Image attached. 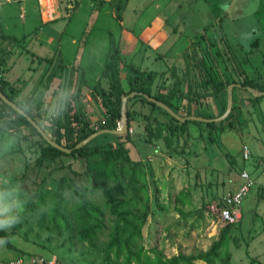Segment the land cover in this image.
Masks as SVG:
<instances>
[{
    "label": "rangeland",
    "instance_id": "1",
    "mask_svg": "<svg viewBox=\"0 0 264 264\" xmlns=\"http://www.w3.org/2000/svg\"><path fill=\"white\" fill-rule=\"evenodd\" d=\"M90 1L96 7L108 2L115 12L126 0ZM37 2L0 0V83L15 103L33 107L49 137L61 121L75 130L76 142L87 130L106 129L121 69L106 67L105 88L90 85L96 93L80 89L77 82L47 109L35 107L34 99L20 95L12 84L27 78L29 70L10 68L19 41L23 44L27 37L17 40L8 34H30L36 18L23 13L22 5L39 8ZM72 2L58 0L65 15ZM203 5L192 1L190 14ZM206 6L211 8L206 17L214 19L193 37L184 74L175 73L169 83L147 74L138 86L164 98L182 117L215 119L229 109V85L240 84L234 87L228 116L212 121L213 126L181 121L134 91L125 94L129 138L102 133L91 145H101L107 153L52 158L44 155L47 139L0 97V219L11 220L0 228V264H165L212 248L210 262L196 259L192 264H264V94L248 90L264 92V0H207ZM151 11L154 4L147 13ZM83 20L79 16L70 31L77 32ZM100 20L99 27L114 21L104 13ZM25 49L23 45L27 54ZM246 81L251 85L244 86ZM125 87L129 92L130 85ZM119 114L116 128L122 106ZM244 169L254 185L242 203V219L218 225L217 203L238 188ZM5 192H12L16 202Z\"/></svg>",
    "mask_w": 264,
    "mask_h": 264
},
{
    "label": "crops",
    "instance_id": "2",
    "mask_svg": "<svg viewBox=\"0 0 264 264\" xmlns=\"http://www.w3.org/2000/svg\"><path fill=\"white\" fill-rule=\"evenodd\" d=\"M192 1L127 0L120 19L108 2L96 7L94 1L75 0L67 4L69 12L65 15L58 0H52L54 20H49L46 7L39 2V8L32 4L29 9L23 4V13H32L36 22L31 21L30 34L24 33L21 37L8 34L17 40L27 37L23 44L19 41L10 68L14 71L25 67L29 76L22 80L20 77L12 84L20 95L33 98L34 106L42 109L69 93L77 82L82 85L80 89L90 87L89 93H96L90 85L101 84L105 88L104 71L116 50L121 57L118 67L124 87V84L130 85V67L162 76L169 83L175 73L182 76L189 67L186 56L191 52L193 37L214 19L206 17L211 10L206 6L207 0H201L204 5L190 14L188 4ZM153 4L154 11L147 13ZM103 13L114 20L112 26L99 27ZM79 16L84 18L82 25L77 32L70 31ZM23 45L27 47V54L22 53ZM84 98L81 96V101Z\"/></svg>",
    "mask_w": 264,
    "mask_h": 264
},
{
    "label": "trees",
    "instance_id": "3",
    "mask_svg": "<svg viewBox=\"0 0 264 264\" xmlns=\"http://www.w3.org/2000/svg\"><path fill=\"white\" fill-rule=\"evenodd\" d=\"M127 1V0H126ZM126 1L123 3V5H117L115 6V14L116 17L118 19L121 18V13L126 5ZM120 55H119V51L116 50L112 53V60L111 62L108 64V66L110 67H115L117 68V66L119 65V60H120ZM130 90L125 91L122 83L120 82V80H118V82H116L113 86V92H115V102L111 101L112 104H116V106L114 107V109L110 112L109 114V119L108 122L106 124V126H104V128H110V129H115L118 126V118L120 115V111H121V106H122V97L125 94H129L132 93L134 91L139 92V94L136 95V97H141L143 100L145 101H149L148 99H146L144 97L146 93L143 89H140V87L138 85L141 86V80L146 76L147 73L146 71L142 72L140 69L136 68V67H131V71H130ZM146 74V75H145ZM213 75V74H212ZM212 78H214V76H212ZM218 87L220 89H223L224 84L222 85V83H217ZM243 84H246L244 86H249L251 85V83L249 81L244 82ZM0 89L2 90V92L12 101L13 100V96L7 91L6 87L0 83ZM264 90V86L261 88ZM127 92V93H126ZM149 95V94H148ZM152 96V95H150ZM155 98L163 101L164 103L167 104V102H165L166 100L164 98L161 97H156ZM150 102V101H149ZM151 104H155L153 102H150ZM17 104V103H16ZM19 107H21L26 113L30 114L35 120L36 117L33 114V107L31 105H21V104H17ZM12 108V107H11ZM12 112L13 114H16L18 117L23 118L26 122H29L28 119L23 116L22 114H20L18 111H16L14 108H12ZM166 113H168L167 111H165ZM127 116L129 117V111L127 112ZM37 121V120H36ZM38 122V121H37ZM30 123V122H29ZM39 123V122H38ZM210 126H213L214 123L208 122ZM75 130L70 127L68 124L63 123L61 121H57L55 126L53 127V132H52V140H54L57 144L69 148L72 151L70 153L65 152L61 149H59L58 147L49 144L45 149H44V155H49L52 158L56 157V156H60V155H69V154H77L79 156H95V155H99V154H105L108 151L101 145H91L92 141H90L88 144L83 145L81 147H77V145L81 142V140L86 139L87 137H89L90 135L94 134L95 132H97V130L95 129H91V130H87L83 136L81 137L82 139H80L79 141L76 142H72L73 139V134H74ZM118 137L122 138V139H127L129 138V133L126 132L124 134H119L117 135ZM207 142H208V151L211 150L212 152V156H213V150H215V146H214V142H213V136H212V132L210 131L209 134L207 135ZM122 150L123 149V145H122ZM214 249L212 248L211 250H209L207 253L205 254H201V255H190V256H184V255H179L175 258H173L171 261L166 262L165 264H178L180 261H184L187 264H192L196 259H202L205 261L210 262V255L213 253Z\"/></svg>",
    "mask_w": 264,
    "mask_h": 264
},
{
    "label": "water",
    "instance_id": "4",
    "mask_svg": "<svg viewBox=\"0 0 264 264\" xmlns=\"http://www.w3.org/2000/svg\"><path fill=\"white\" fill-rule=\"evenodd\" d=\"M236 85H240V84H236V83H232L229 85L228 87V97H229V109L227 110V112L218 118H213V119H208V118H203V117H199V116H190V117H182L180 116L178 113H176L169 105H167L166 103H164L163 101L155 98L154 96H150L148 94H145L144 96L151 102L161 106L162 108L166 109L171 115H173L174 117H176L177 119L181 120V121H186V120H202V121H217V120H222L225 119L228 116V113L232 107V102H233V90L234 87ZM248 90H250L252 93L257 94V95H263L264 92H258L256 91V89L252 88V87H248ZM135 92H132L131 95H135ZM0 97L11 107H13L16 111H18L20 114H22L23 116H25L36 128L37 130L43 135V137L45 139H47V141L51 144L54 145L56 147H58L59 149L70 153L72 150L66 147H63L59 144H57L54 140H52L51 137H49L47 135V133L44 131V129L42 128V126L28 113H26L21 107H19L14 101L10 100L0 89ZM128 95H123L122 97V121L120 123V127L119 128H115V129H110V128H106L103 129L99 132H96L92 135H90L89 137H87L85 140H83L81 143H79L77 145V147H81L83 145L88 144L93 138H95L96 136L102 134V133H114V134H124L128 131L129 128V124H128V119L126 118V107H127V100H128Z\"/></svg>",
    "mask_w": 264,
    "mask_h": 264
},
{
    "label": "built area",
    "instance_id": "5",
    "mask_svg": "<svg viewBox=\"0 0 264 264\" xmlns=\"http://www.w3.org/2000/svg\"><path fill=\"white\" fill-rule=\"evenodd\" d=\"M46 7V13L49 20L55 19V10L52 0H38ZM251 150L249 146H244V157L249 159ZM242 182L238 188L225 195L221 202L217 203V224L221 226H232L242 219V203L254 185V178L250 172L244 169L241 173Z\"/></svg>",
    "mask_w": 264,
    "mask_h": 264
},
{
    "label": "clouds",
    "instance_id": "6",
    "mask_svg": "<svg viewBox=\"0 0 264 264\" xmlns=\"http://www.w3.org/2000/svg\"><path fill=\"white\" fill-rule=\"evenodd\" d=\"M4 195H5V196H11V197H13V201L16 202V201H15V197H14V195H13L12 192H5ZM6 209H7V206H5V210H6ZM9 223H11V220L8 219V218L0 219V228H3V227H5V226H7ZM0 242H2V241H0Z\"/></svg>",
    "mask_w": 264,
    "mask_h": 264
}]
</instances>
